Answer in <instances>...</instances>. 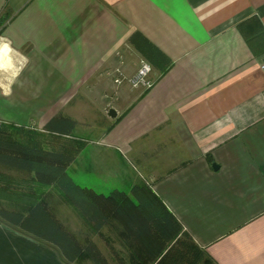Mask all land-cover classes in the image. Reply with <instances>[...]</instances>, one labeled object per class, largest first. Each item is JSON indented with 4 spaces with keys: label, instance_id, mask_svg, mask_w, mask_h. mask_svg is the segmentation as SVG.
<instances>
[{
    "label": "crops",
    "instance_id": "crops-1",
    "mask_svg": "<svg viewBox=\"0 0 264 264\" xmlns=\"http://www.w3.org/2000/svg\"><path fill=\"white\" fill-rule=\"evenodd\" d=\"M136 31L171 60L148 89L128 82ZM0 37L21 64L0 78L14 140L57 136L75 183L148 185L214 264H264V0H0ZM53 116L75 121L69 136L42 129ZM33 191L109 264L148 263L116 220L97 231L55 186L0 166L5 207L25 212ZM0 264L93 263L0 221Z\"/></svg>",
    "mask_w": 264,
    "mask_h": 264
},
{
    "label": "trees",
    "instance_id": "trees-1",
    "mask_svg": "<svg viewBox=\"0 0 264 264\" xmlns=\"http://www.w3.org/2000/svg\"><path fill=\"white\" fill-rule=\"evenodd\" d=\"M128 41L152 68L164 72L170 65L171 60L140 32L131 34ZM74 126L69 118L53 116L42 129L69 136ZM9 129L13 131L11 125L0 122V166L31 173L37 187L55 186L93 229L116 220L147 264H214L150 186L134 184L129 193L116 189L97 193L69 175L71 153L16 141ZM32 196L25 212L5 207L0 199V221L54 247L68 263L86 256L93 264H109L96 243L82 246L36 191ZM117 263L127 264L120 259Z\"/></svg>",
    "mask_w": 264,
    "mask_h": 264
},
{
    "label": "rangeland",
    "instance_id": "rangeland-1",
    "mask_svg": "<svg viewBox=\"0 0 264 264\" xmlns=\"http://www.w3.org/2000/svg\"><path fill=\"white\" fill-rule=\"evenodd\" d=\"M1 38V37H0ZM0 42H2L3 44H6V42L4 41V39L2 40V41H0ZM9 52H10V55H11V60H13V62H14V64L13 65H10L9 66V64H8V60L7 61H3V64L0 66V78L1 77H4V76H7L10 72H12V71H14L15 69H16V71H18L19 70V68H21V64H20V61L18 60L19 58V56H18V54H16V57L14 56V53H15V51L14 50H12L11 49V51L9 50ZM19 61V62H18ZM151 74H152V71H151V73L149 74V78H150V80H152L151 79ZM79 101V99H75V102H78ZM87 116H85V117H82V118H86ZM34 124H33V122H32V124H31V126H33ZM87 132V131H86ZM85 132V133H86ZM60 138L59 137H57V136H54V135H50V134H48V136L45 138V144L43 145V144H41V142H39V143H34V144H36V145H39V144H41V146L43 147V148H45V149H56L55 147H52L53 145H54V143H55V141H57V140H59ZM68 173H69V175L71 176V170H68Z\"/></svg>",
    "mask_w": 264,
    "mask_h": 264
},
{
    "label": "built area",
    "instance_id": "built-area-1",
    "mask_svg": "<svg viewBox=\"0 0 264 264\" xmlns=\"http://www.w3.org/2000/svg\"><path fill=\"white\" fill-rule=\"evenodd\" d=\"M260 66L264 69V62H262ZM151 71V65L147 61L142 60L136 73L128 79V82L132 87H142L144 89H148L152 85V80L149 78ZM115 82L120 83V79L116 78Z\"/></svg>",
    "mask_w": 264,
    "mask_h": 264
},
{
    "label": "bare ground",
    "instance_id": "bare-ground-1",
    "mask_svg": "<svg viewBox=\"0 0 264 264\" xmlns=\"http://www.w3.org/2000/svg\"><path fill=\"white\" fill-rule=\"evenodd\" d=\"M6 55H7V48H4L3 52H0V66L3 64Z\"/></svg>",
    "mask_w": 264,
    "mask_h": 264
},
{
    "label": "clouds",
    "instance_id": "clouds-1",
    "mask_svg": "<svg viewBox=\"0 0 264 264\" xmlns=\"http://www.w3.org/2000/svg\"><path fill=\"white\" fill-rule=\"evenodd\" d=\"M3 39L4 38H0V41H2ZM4 48H9V50L11 51L10 46L8 44H3L2 42H0V52H3Z\"/></svg>",
    "mask_w": 264,
    "mask_h": 264
},
{
    "label": "water",
    "instance_id": "water-1",
    "mask_svg": "<svg viewBox=\"0 0 264 264\" xmlns=\"http://www.w3.org/2000/svg\"><path fill=\"white\" fill-rule=\"evenodd\" d=\"M109 115L112 116V117H114L116 115V112L113 109H110L109 110ZM212 167L214 169H216L217 168V164L216 163H212Z\"/></svg>",
    "mask_w": 264,
    "mask_h": 264
}]
</instances>
